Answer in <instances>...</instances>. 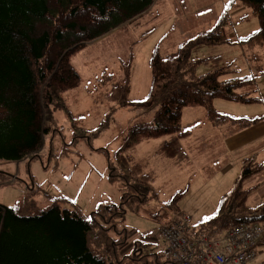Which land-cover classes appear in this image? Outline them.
<instances>
[{"label":"trees","instance_id":"16d2710c","mask_svg":"<svg viewBox=\"0 0 264 264\" xmlns=\"http://www.w3.org/2000/svg\"><path fill=\"white\" fill-rule=\"evenodd\" d=\"M156 1L0 0V160L17 162L39 155L43 136L54 131L55 113L72 116L63 94L79 87L81 76L70 61L71 55L142 17ZM241 3L258 18L259 29L238 42L264 48V0H231L229 5ZM227 25L224 13L212 29L184 40L170 54L163 55L156 45L149 60L150 88L141 100L129 97L134 54L119 59L121 78L106 97L116 107L152 114L150 119L130 126L114 152L124 178L136 179L134 187L141 193L140 200L156 196L149 184L153 177L143 162L125 152L144 141L171 135L160 144V152L168 158L180 157V141L191 133L181 126L185 107L201 106L210 121L227 120L238 123L239 128L261 119L229 118L216 112L213 105L216 99L256 102L254 77L221 80L227 66L220 63L203 75L196 72L197 65L206 59L192 60L195 50L233 43ZM106 153L109 156V151ZM111 169L110 177L114 178L116 169ZM263 169L264 163L255 157L243 159L232 190L223 194L215 212L191 231L216 237L241 223L264 224V203L249 207L246 202L253 188L245 186ZM184 194L176 192L157 214L165 219L161 226L182 215L179 202ZM21 207L28 214L0 205V264H174L164 251L145 250L143 242L130 246L128 232H119L112 222L122 210L114 208L109 215L96 211L86 217L56 203L40 210L28 204ZM127 244L130 248L125 249Z\"/></svg>","mask_w":264,"mask_h":264},{"label":"rangeland","instance_id":"374dc122","mask_svg":"<svg viewBox=\"0 0 264 264\" xmlns=\"http://www.w3.org/2000/svg\"><path fill=\"white\" fill-rule=\"evenodd\" d=\"M230 1L157 0L142 17L89 42L71 55L70 61L81 76L79 87L63 94L72 116L55 113L54 131L43 136L37 157L17 162L0 160V205L28 214L22 209L23 204L40 210L56 203L86 217L96 211L109 215L114 208L122 210L112 222L119 232H128L130 246L140 241L146 245L145 250L149 248L161 254L164 243L159 229L165 219L157 214L176 192L185 191L179 202L180 211L188 218L190 226L197 229L215 212L220 199L211 205L216 199L214 192L218 183L211 182L203 188L200 184L211 180L223 165V160L217 158L224 149L222 140L239 128L238 123L212 122L203 107H185L181 126L191 131V143L182 145L180 142V157L168 158L160 152V144L172 138L171 135L144 141L125 152L143 162L145 170L153 177L149 184L156 196L140 200L141 193L134 187L136 179L124 178V170L114 159V152L120 148L128 128L150 119L152 114L143 115L138 108L116 107L106 93L121 78L119 59L133 53L129 97L132 100L145 98L151 84L149 60L154 47L158 45L163 55L170 54L184 40L212 29L226 13V31L233 43L198 48L192 60L206 59L197 65L198 75L218 68L220 63L227 66L221 80L242 75L254 77L256 102L216 99L220 103L214 108L229 118H260L259 113L264 108V48L238 42L259 29V20L247 5H229ZM254 111L258 114L246 116ZM191 114L193 119H188ZM209 125L214 128H204ZM110 165L116 169L114 178L110 177ZM240 171L241 168L239 174ZM259 175L260 188L251 190L246 202L251 208L264 203V169ZM249 182L245 183L246 187L252 185ZM232 187L223 194L229 193ZM261 248L264 250V245ZM263 261L264 253L251 264Z\"/></svg>","mask_w":264,"mask_h":264},{"label":"built area","instance_id":"2783aa9c","mask_svg":"<svg viewBox=\"0 0 264 264\" xmlns=\"http://www.w3.org/2000/svg\"><path fill=\"white\" fill-rule=\"evenodd\" d=\"M191 230L183 214L160 227L164 252L174 264H251L264 244V227L257 222L235 225L216 237Z\"/></svg>","mask_w":264,"mask_h":264},{"label":"crops","instance_id":"0c3cea01","mask_svg":"<svg viewBox=\"0 0 264 264\" xmlns=\"http://www.w3.org/2000/svg\"><path fill=\"white\" fill-rule=\"evenodd\" d=\"M218 101L221 102L222 100L219 99ZM220 102H216V100H214L213 102L214 107L216 103H220ZM255 112L256 111H254V113L251 115L247 114L246 116H255L256 114H258ZM259 114L261 118L260 121L243 128L236 127L234 131H232V134L227 135L226 137L223 138L221 144L224 147V149L223 152L220 151L222 153L218 154L217 158L218 160H223L224 163L218 169V172L216 174L214 173L213 178L211 180L203 181L200 184L201 185L200 188H203L207 184H210L211 182H214L215 184L221 183V186L217 184L218 187L214 192L216 199L211 201V205L218 202L217 199H219L222 196V194L225 193L233 185L235 178L239 174V168H241L242 160L244 158L255 157L259 162L264 163V108L262 110V113ZM188 119H193V115L191 114L190 117L188 116ZM208 127L214 128L213 126L210 125L204 128L206 129ZM198 135L200 136L201 132H199ZM190 136L191 133L188 136L181 139L180 142L182 143V145L191 143ZM205 139H207L208 141L212 140L210 138H205ZM198 141H204V139H198ZM194 142L196 143V141ZM182 145L180 144V146ZM208 150H211V147H208ZM247 182L252 183V185H248V187L253 189H258L260 188L261 185L260 184L261 176L258 173L253 177H251L250 179H248L246 183ZM263 245L264 244L257 247V251L259 255H262L264 253V250L261 248L263 247ZM262 263H264V261Z\"/></svg>","mask_w":264,"mask_h":264}]
</instances>
